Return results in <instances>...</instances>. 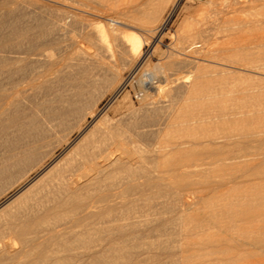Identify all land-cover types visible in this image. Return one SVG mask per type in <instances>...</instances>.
I'll return each instance as SVG.
<instances>
[{"label": "bare ground", "instance_id": "obj_1", "mask_svg": "<svg viewBox=\"0 0 264 264\" xmlns=\"http://www.w3.org/2000/svg\"><path fill=\"white\" fill-rule=\"evenodd\" d=\"M55 1L53 11L37 13L0 0V197L17 191L0 205V264H264L257 262L264 256L262 231L240 230L243 220L264 213V183L248 184L216 202L205 200L200 209L194 194L191 199L185 195L220 190L252 172L264 175V157L241 160L250 149H264V0L203 2L218 13L254 12L237 19L238 12L237 20L222 22L234 42L224 35L228 44L217 49L211 48L212 39L185 47L178 56L169 51L168 57L174 56L170 63L138 80L139 111L117 116L106 109L122 88L101 114L95 115V109L107 92L117 90L119 68L143 61L138 34L144 23L157 22L179 0L131 1L137 6L119 11L122 20L104 19L110 46L100 35L91 49L73 41L63 46L72 29L59 23L67 19L73 24L79 13ZM196 26L180 38L183 43L205 39ZM143 30L147 40L155 41L156 29ZM81 36L90 41L91 33ZM173 68L186 74L173 79L169 73L162 79L171 78L164 89L167 100L153 101L157 88L164 91L158 76ZM231 80L252 84L232 87L216 103L211 102L214 95H204L228 87ZM210 130L220 136L208 143ZM202 136L209 147H219L209 154L222 156L209 165L197 164L207 153L197 149ZM163 137L170 143L157 145ZM222 148L225 152L219 153ZM213 164L218 166L208 167Z\"/></svg>", "mask_w": 264, "mask_h": 264}, {"label": "rangeland", "instance_id": "obj_2", "mask_svg": "<svg viewBox=\"0 0 264 264\" xmlns=\"http://www.w3.org/2000/svg\"><path fill=\"white\" fill-rule=\"evenodd\" d=\"M13 1H15L17 4H18V6H19V8L21 9V10H25V11H27V12H33V11H35V12H41V11H43L44 12V10L45 9H48V10H45V12H48V11H53L54 10V8H52V10H51V7H54V6H52V5H54L53 4V2L55 1V0H13ZM24 1V2H23ZM94 1V0H93ZM93 1H91V2H93ZM126 2L124 3V4H121V3H117V4H110V3H95L96 1H94V3H90V1H84V0H60V3L62 2L63 4H64V6H66L68 9L69 8H72V7H74V10H73V8H72V10L71 9H69V11L71 10V12H74V13H79V15L78 16H80V17H76L75 19H77V20H73L74 21V23L73 24H71V22H70V25L68 24V23H66V22H69V21H67V19H63L59 24H61V25H63V28H64V26H65V29H67V28H71L72 30H70V29H67V31L69 32V33H67L68 34V36L67 35H65L64 37H66V40H64V43H63V46H66V45H68L71 41H73V42H75L76 44H78V46L79 47H81V48H83V49H91L93 46H91V45H93L92 43L96 40V38L97 37H99L100 35V37L99 38H101L102 37V39H104L107 43H105L106 45H108V46H110V43H109V37H108V33L106 32L107 31V22L105 21V20H107L106 18L107 17H109L108 19L109 20H111L110 18L113 16V18H112V20H122V16L120 15V14H118V12L120 11V12H126L125 10L127 9V7L129 8H134V6H137V5H133V3H130L131 1H133V0H125ZM205 1L206 0H179L175 5H172V4H169L168 5V7L166 8V10L164 11V13H163V15L161 16V18L157 21V22H155V23H153V24H148V25H146V23H144V26H142V27H144V28H142L141 29V31H139V34L142 36H140L139 34H138V36L140 37L139 39H140V42H141V58L143 59V61L141 62V63H138L137 65H135V64H133L132 66L130 65V66H121L120 68H119V72H120V77H119V80H118V82L115 84V86L116 87H114V88H117V90H115L114 92H112V93H109L108 94V92H107V94H106V96H105V98L98 104V106L96 107L97 109H95V115H98V114H101L103 111H104V109L106 108V106H107V104L110 102V100L112 99V97L114 96V94H116L117 93V91H118V89H120V88H122L121 89V91H120V93H119V95L117 96V98L116 99H114L113 101H112V103H111V105H109L108 107H107V109L106 110H108V114H110V116L111 115H113V114H115V116H117V115H130V113H135L136 114V111L138 112L139 111V109H140V107H141V102L139 101L140 100V98H141V90L139 89V83H137L138 82V80L139 79H141V78H143L144 79V74H147V73H149V72H151L155 67H161V65H162V67L163 66H165V65H167L168 63H170V62H168V61H172L173 59H174V56H178L179 55V53H181V50L183 49V48H185V47H188V46H193V47H197V46H199V45H202L203 44V42L205 43L206 41L208 42H210V40H212V39H215L214 41L212 40L211 41V48H213V49H217V48H220L221 46H224V44L225 45H227L228 43H230V42H234L235 40V38L234 37H229L228 36V33L225 31V30H223V28H224V26H226L225 24L224 25H222L221 26V24H223L222 22H224V21H227V20H233V21H235V20H237V19H243V18H246V15L247 14H249V12L251 11V12H254V10L252 9V10H247V12H246V10H243V11H240L239 12V10L238 11H236L237 13L235 14V12H234V14L232 15V11L231 10H229V12H227L228 10H225V12L223 11V13L222 12H217L216 10H215V8L214 7H212V6H210L209 4H206V5H204V3H205ZM55 2H58V0H56ZM83 2H87L89 5H86L87 3H83ZM204 2V3H203ZM26 4V5H24V4ZM129 3V4H128ZM38 4V5H37ZM68 4H69V6H68ZM80 4H84V7L82 6V5H80ZM104 4V5H103ZM24 5V6H23ZM33 5V6H32ZM79 5H80V7H79ZM86 5V6H85ZM110 5V6H109ZM127 5V6H126ZM131 5V6H130ZM172 5V6H171ZM39 6H40V8H39ZM51 6V7H50ZM88 6V8H89V10L88 9H86V7ZM126 6V7H125ZM22 7V8H21ZM23 8H28V9H23ZM104 8V9H103ZM114 8H116V9H114ZM129 8V9H130ZM140 8V10L142 9V7H139ZM79 9V10H78ZM94 11H93V10ZM129 9H127V10H129ZM41 10V11H40ZM82 11V12H78V11ZM117 10V11H116ZM143 10V9H142ZM87 11H88V13L90 14H87L86 15V13H87ZM91 13H90V12ZM97 11H99V12H97ZM112 11H114L115 13H113ZM246 13H245V12ZM37 12V13H38ZM85 14H84V13ZM117 12V13H116ZM119 12V13H120ZM142 12L143 11H141V13L139 14V16L141 17V18H139V22L141 23V25H142V23L143 22H145V20H143V21H141V19H142V16H141V14H142ZM238 12H239V14H238ZM81 13V14H80ZM94 13V14H93ZM101 13V14H100ZM111 13H113L112 15H111ZM214 13V14H213ZM218 13V14H217ZM224 13H225V15H224ZM231 15H230V14ZM242 13V14H241ZM92 14L94 15V16H92ZM114 14L116 15V16H114ZM217 14V15H216ZM238 14V15H237ZM81 15H83V16H81ZM89 15V16H88ZM117 15H119V16H117ZM218 15H220V16H218ZM222 15H224L223 17H222ZM239 16V17H237V16ZM244 15V16H243ZM88 16V17H87ZM107 16V17H106ZM111 16V17H110ZM217 16V17H216ZM231 16V17H230ZM240 16H241V18H240ZM93 17V18H92ZM95 17V18H94ZM103 17V18H102ZM214 17V18H213ZM219 17V18H218ZM226 17V18H225ZM237 17V19H235ZM80 18H81V20H80ZM219 19V21H218V19ZM229 18V19H228ZM233 18V19H232ZM105 19V20H104ZM205 19V20H204ZM208 19V20H207ZM212 19V20H211ZM214 19H216V21H214ZM235 19V20H234ZM65 20V21H64ZM78 20H80L81 21V23L79 22V24H78V26H77V23L78 22H75V21H78ZM97 20V21H96ZM205 22H204V21ZM139 22H137V23H139ZM199 22V24H197ZM201 22V23H200ZM211 22L213 23V24H211ZM216 22H217V24H216ZM65 23V24H64ZM206 24V27H204L205 26V24ZM210 23V24H209ZM219 23H220V25H219ZM67 24V25H66ZM78 27H74L75 29H77V30H75V29H73V26H75V25ZM204 24V26H202ZM209 26H208V25ZM60 25V26H61ZM69 25V26H68ZM73 25V26H72ZM146 25V26H145ZM199 26V27H201L204 31H203V35L204 34H207V35H204V36H206L205 37V39H202V38H193V40H191L192 39V37L191 38H189V41L188 42H186L187 43V45H186V43H183L181 40H180V38L184 35V34H187V33H191L192 32V30H193V28L195 27V26ZM151 27V28H154V29H156L157 30V35H156V37L154 38L155 39V41L153 40V41H150V40H147V37H146V35L144 34V30L143 29H145V27ZM196 26V27H197ZM212 26V27H211ZM218 26V27H217ZM222 27V28H221ZM80 28V29H79ZM86 28V29H85ZM205 28H206V30H205ZM208 28H209V31H208ZM219 28L220 29H222L224 32H226L227 34H225L224 32H222V30L220 31L219 30ZM210 29H214V30H211L210 31ZM215 29H216V31H215ZM74 30V31H73ZM104 30V31H103ZM82 31V32H81ZM92 31V32H91ZM99 31V32H98ZM218 31H220V33H217ZM71 32V33H70ZM75 32V33H74ZM84 32H86V33H91V38H90V41H87V39H85L83 36H81L82 35V33H84ZM104 32H105V34H104ZM159 32V33H158ZM207 32H209V33H207ZM213 32V33H212ZM216 32V33H215ZM224 33L223 35H221L222 33ZM72 33H74V37L73 36H71L72 35ZM81 33V34H80ZM138 33V32H137ZM213 35V37L211 36V35ZM218 34V35H217ZM220 34V35H219ZM80 35V36H79ZM212 37V38H209L210 36ZM216 35V36H215ZM224 35H226V37L228 38V40H227V38L226 37H222V36H224ZM73 37V38H71V37ZM77 36H79V38L77 37ZM93 36H94V38H93ZM222 37V38H220V37ZM68 37V38H67ZM83 37V38H82ZM215 37H217V38H219V39H216ZM75 38V39H74ZM223 38H225L227 41H228V43H227V41L225 40V39H223ZM234 38V39H233ZM70 39V40H69ZM93 39V40H92ZM145 39V40H144ZM201 39V40H200ZM222 39L224 40V42L222 41ZM206 40V41H205ZM218 40H219V42H218ZM231 40V41H230ZM147 41V42H146ZM223 43H221V42ZM67 42V43H66ZM89 42H91V43H89ZM154 42V43H153ZM226 42V43H225ZM66 43V44H65ZM191 43L192 45H189V44ZM198 43H199V45H198ZM65 44V45H64ZM89 44H91L90 46H89ZM210 44V43H209ZM214 44V45H213ZM215 44H217V45H215ZM221 44V45H220ZM89 47H88V46ZM181 47V48H180ZM192 48V47H191ZM153 50V51H152ZM171 50H173V53H175L174 54V56L173 57H168L169 56V51H171ZM175 51V52H174ZM168 54V55H167ZM172 56V55H171ZM171 58H172V60H171ZM262 61V60H261ZM260 61V62H261ZM168 62V63H167ZM259 62V63H260ZM165 63V65H163ZM261 64V63H260ZM262 64H263V61H262ZM160 65V66H159ZM124 68V70L122 71V69ZM167 69V68H166ZM165 69V71H167ZM169 70H170V68H168ZM180 69V70H179ZM172 70V69H171ZM173 70L175 71H170V72H168L167 71V73L164 71V73L163 74H161V75H159L158 76V79L161 81L162 79H164V78H168V74H169V76L171 75V76H173V77H171V78H175L177 75L179 76L180 74V77L181 76H184L186 73H185V70H183V69H181V68H173ZM179 71V73H177L178 71ZM184 72V73H183ZM122 74V75H121ZM183 74V75H182ZM167 75V76H166ZM207 76H210L209 74L207 75ZM169 77V82L171 81V78ZM143 79H141V80H143ZM168 80V79H167ZM140 81V80H139ZM163 81V82H162ZM160 83H158L159 85H160V88H162V91L164 90V89H167V87H168V85H170L169 84V82L168 81H164V80H162ZM164 82H165V84H164ZM231 82H232V80H231ZM166 83H168V84H166ZM241 84V85H240ZM252 83H248V84H245V83H241L239 80H235V81H233L231 84H229L228 85V87L227 86H225L224 88L221 86V87H219V88H221L220 90H217L216 91V89H215V91H216V93H214V92H211V91H214V89H212V90H209L211 93H213V94H211L210 92V94H208L207 93V91H206V93L204 94V95H206L207 97L208 96H212V95H214V96H212V97H214V99L213 100H211V102L212 103H216V102H219V101H222L223 99L225 100L226 99V97L227 96H229L230 94L228 93V92H231V91H233L235 88H239V87H244V86H250ZM119 85V86H118ZM163 85V86H162ZM164 85H165V87H164ZM231 85V86H230ZM235 85V86H234ZM243 85V86H242ZM162 86V87H161ZM234 89H233V88ZM216 88H217V86H216ZM230 88V89H229ZM233 89V90H232ZM103 90V92H105L106 91V89H102ZM140 90V91H139ZM227 90V91H226ZM228 90H230V91H228ZM160 91V89L158 90V88H157V90H155V92H153V94H152V100L153 101H161V102H163V101H166L167 100V98L164 96L165 95V90L163 91V92H161L160 91V93H158V92ZM156 92L158 93V94H156ZM106 93V92H105ZM155 95H156V100H154L155 99ZM158 95V96H157ZM162 96V99L161 98H159V97H161ZM154 97V98H153ZM158 97V98H157ZM160 99V100H159ZM218 99H220V100H218ZM165 103V105H166V103L167 102H164ZM168 104V103H167ZM223 104V103H222ZM179 105H181V104H178L177 106H179ZM140 106V107H139ZM114 111V112H113ZM134 111V112H133ZM112 112V113H111ZM129 112V113H128ZM117 114V115H116ZM216 114H217V112H216ZM218 115V114H217ZM174 119V118H173ZM91 121L92 120H89L88 121V123H87V125H86V127H88L89 126V124L91 123ZM179 122V121H178ZM177 127V126H176ZM178 128H179V126H178ZM217 132V131H216ZM214 130H210V132L208 131L207 133H208V135L210 136V138H209V136H208V138L210 139V140H208L207 138H206V136H207V134H206V136H202V138H200V140H202V141H200L201 142V145L200 146H198L197 147V149H198V151H203V152H207L204 156H202L200 159H201V162H199V163H197V164H207V165H209V164H211L212 162H214L213 160H218V159H220L221 157H218V156H216L215 154L213 155V154H209V152H214V151H218V146H217V148H216V146L215 145H211L210 147H211V151H210V147H209V145L207 144V141H208V143L209 142H211V140L212 141H214V139H216L217 137H219L220 135H218L217 133H216ZM215 133H216V136H215ZM212 135V136H211ZM213 135L215 136V137H213ZM218 135V136H217ZM78 136H79V134L78 133H76V135L74 134L73 136H72V138H71V141L70 142H74L77 138H78ZM207 139V141H205V138ZM213 138V139H212ZM204 139V140H203ZM164 140H167V138L166 137H163L162 139L160 138V140H157L156 142H158L157 143V145H160L161 143L163 144V143H170L169 142V140L168 141H165L164 142ZM160 141V142H159ZM205 141V142H204ZM215 142V141H214ZM217 142H219V141H217ZM205 143L207 144V146H208V148L205 146ZM204 146V147H203ZM201 147V148H200ZM207 149V151L206 150H203V149ZM214 148L216 149V150H214ZM260 148V149H259ZM258 149H253L254 151V154H253V152H252V149H250L251 150V152H246L245 154V156L241 159V160H243V159H245V158H247V159H252V158H257V159H262V157H264V156H262V155H264V149H263V147H259ZM249 150V151H250ZM263 150V151H262ZM61 150H59V151H57L56 152V154H55V158H57L60 154H61ZM225 152V150L222 148L221 150H219V153H224ZM207 155H209V156H207ZM205 156H206V158H205ZM217 157V158H216ZM54 158V159H55ZM208 158V159H207ZM214 158V159H213ZM203 160H205V161H203ZM211 161V163H209ZM216 166H218L217 164H213L212 166H208V167H216ZM221 167H224V165H222V166H220V168ZM204 168H207L206 166H204ZM200 168H193V170H199ZM155 173V174H154ZM153 174L154 175H157V173L156 172H153ZM255 175H257L256 174V172H252V173H249V177H247V178H242V179H238V182L236 183V184H227V185H222L221 187H219V189L220 190H218V189H216L214 192H211V191H206V190H201L200 191V189H197V190H199L198 192L197 191H192V190H190V191H188L187 193H185V195H186V197L187 198H190V196L192 195V194H194V195H192V196H194L193 198H192V196H191V198L192 199H194V201L197 203V206L195 207L196 209H200L202 206H203V203H205V202H207L208 200V202L207 203H209V202H211V201H213V202H216L217 200H219V199H221V198H224V197H226V196H229L230 195V193H231V195L233 194V196H235L236 194H238L239 192L238 191H244V190H246V186L249 184L250 186L251 185H254V183H255V185H263V183H264V175L263 176H261V177H255ZM35 177V175H32L30 178H29V181H31L33 178ZM248 178L250 179V180H248ZM244 179V180H243ZM258 179V180H257ZM245 180L247 181V182H245ZM253 180V181H252ZM255 180V181H254ZM261 180V181H260ZM240 181H242V182H240ZM244 182V183H243ZM240 183H242V184H240ZM261 183V184H260ZM236 185V186H235ZM239 185V186H238ZM242 186V187H241ZM231 187H232V189H231ZM236 189H235V188ZM248 187V186H247ZM225 188H228V189H225ZM238 188H239V190H238ZM229 189H230V192L228 193L227 191H229ZM18 190V189H17ZM232 190V191H231ZM238 190V191H237ZM217 191H219L218 193H217ZM226 191V192H225ZM234 191V192H233ZM17 191L16 190H14V191H12V192H10L6 197L4 196L3 198L2 197H0V205H2L6 200H8V199H10L15 193H16ZM204 192V193H203ZM210 192V193H209ZM216 192V193H215ZM192 193V194H191ZM227 193V194H226ZM225 194V195H224ZM229 194V195H228ZM244 194H246V191H245V193ZM198 196V198H196V196ZM211 195L212 196H214V195H216V196H214V199L213 198H211ZM222 195H224L223 197H222ZM207 196V197H206ZM219 196V197H218ZM203 197V198H202ZM204 197H205V199H204ZM190 198V199H191ZM211 200H210V199ZM219 198V199H218ZM198 199V200H197ZM204 199V201H202ZM205 200H207V201H205ZM206 203V204H207ZM212 203V202H211ZM194 208V209H195ZM1 210V209H0ZM201 211V210H200ZM260 215V214H259ZM258 218H256V216H255V218H251V220H250V218L248 219V218H246V220H243V222H242V224L240 225L241 227H242V229H240V230H244V231H246V232H249V231H256V232H261V234H263V236L261 235V237H264V227H262L263 225H264V213H262V215L261 216H257ZM260 217V218H259ZM253 220V221H252ZM256 220H257V222H256ZM258 221H260V222H258ZM262 221V222H261ZM247 223V222H249V223H247L248 224V226L251 228H249L248 226H247V224L245 225V223ZM253 222V223H252ZM263 223V224H262ZM262 224V225H261ZM245 225V226H244ZM259 225H261V226H259ZM244 226V227H243ZM247 226V227H246ZM240 227V228H241ZM247 229L249 230V231H247ZM214 230V233L216 232L215 231V229H213ZM211 232H213V231H211ZM221 236H223V237H225L226 235L225 234H221ZM194 240V239H193ZM195 241H198V239L196 238L195 239ZM230 246V245H229ZM232 247V246H231ZM232 250H234L235 251V249H233L232 248ZM233 251V253L230 251V254L232 253V254H234L235 252ZM214 258H216V256H213ZM264 256H262V257H260V261H257V260H259V257H257L256 259V261L257 262H264V258H263ZM255 260V259H254ZM254 262L253 260H249L248 262L250 263V262ZM255 261V262H256ZM251 262V263H252Z\"/></svg>", "mask_w": 264, "mask_h": 264}]
</instances>
